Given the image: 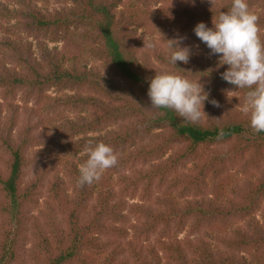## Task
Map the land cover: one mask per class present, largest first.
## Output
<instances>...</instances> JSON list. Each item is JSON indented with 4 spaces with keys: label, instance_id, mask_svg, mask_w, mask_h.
<instances>
[{
    "label": "trees",
    "instance_id": "1",
    "mask_svg": "<svg viewBox=\"0 0 264 264\" xmlns=\"http://www.w3.org/2000/svg\"><path fill=\"white\" fill-rule=\"evenodd\" d=\"M63 1L71 5L44 12L36 0H16L15 7L0 0V264L18 261L26 225L45 197L50 232L37 225L39 243L30 264H264V220L254 216L264 202V170L228 193L224 185L211 186L213 197L206 196L209 175L219 178L234 157L246 153L248 163L259 168L264 132L255 133L236 117L183 123L172 110L151 109L147 93L158 71L144 54L138 56L143 41L134 40L131 26L139 13L120 9L122 0ZM136 1L143 9L159 2ZM247 1L264 5V0ZM231 5L232 0H215L214 5L166 0L156 12L169 26H161L162 46L152 53L171 73L234 92L245 103L248 89L222 79L228 66L206 60L203 48L211 50L195 33L167 29L178 26L183 33L199 22L211 28L213 17ZM254 13L264 28V14ZM11 20L14 24H3ZM18 31L35 39L63 40L68 47L50 48L37 40V56L32 41L13 37ZM180 37V46L191 50L190 60L173 65L167 40ZM85 55L102 61L117 79L89 67ZM51 89L73 93L51 97ZM38 105L45 113L61 111L52 124L62 140L57 159L27 180L30 149L46 144L34 120ZM64 110L77 114L69 117ZM115 123L119 127L101 133ZM100 142L114 149L118 163L100 180L80 186L79 166L88 158L85 147ZM210 144L225 148L217 154L202 152ZM237 144L245 145L240 153L234 152ZM189 163L188 171H181ZM57 213L63 225L56 222ZM234 218L245 224L223 236L228 251L205 239L178 237L188 226L194 234Z\"/></svg>",
    "mask_w": 264,
    "mask_h": 264
},
{
    "label": "rangeland",
    "instance_id": "2",
    "mask_svg": "<svg viewBox=\"0 0 264 264\" xmlns=\"http://www.w3.org/2000/svg\"><path fill=\"white\" fill-rule=\"evenodd\" d=\"M6 2L10 7H15L16 6V0H2ZM189 4H194L197 1H199L202 4H205L207 2H210V0H185ZM136 2V3H135ZM166 0H159L157 4H152L150 8L143 9L141 3L137 4L136 0H122V4L120 6V9L125 10L126 12H137L140 15V18L134 21V24L131 26L136 30V37L135 39H140L143 41V46L139 50L138 56L140 57L142 54L148 59L147 63L151 65L154 68H157L158 72H170L169 68L166 66L162 65L159 60H157L153 53L152 49L150 48H143L145 46L144 44V35H148L152 38V40L155 42L156 46L160 48L162 46L161 43V26L165 25L167 26L168 23L166 21V17H158L156 9L160 6L165 4ZM211 3V2H210ZM249 8L252 12H258V13H263L264 14V5L262 3L254 2V4H250L247 1ZM37 6L44 12L46 11H54L58 9H62L63 7H67L71 5L69 2L63 1V0H36ZM3 24H14V20H11L10 22L4 21ZM169 26V25H168ZM180 27H167V29H171L172 32L174 33L175 31L180 34V35H188V34H194V28L185 30L183 33L179 30ZM174 30V31H173ZM3 34V32H0V36ZM175 34V33H174ZM191 34V35H192ZM260 38L264 37V28L260 29ZM17 40H23V41H32L33 46H34V52L39 56L40 50L38 49V44L37 40L43 41L48 47L53 48L57 47L60 50H65L67 46V42L60 40L56 42H52L51 40L41 37V39H35L33 36L28 35L25 32H16V34L13 36ZM199 46V45H198ZM71 47V46H70ZM204 51V58L206 60H209L213 66L218 67L217 62L219 61L220 57L219 55H210V52L203 48ZM83 60L88 63L89 67L92 68H97L99 69L103 75H105L108 78H113L117 79L116 77L113 76L112 72L110 70H107L103 62L100 60L92 59L89 56H84ZM204 92L208 94V100L205 101L204 104V112L206 113L203 115L201 118V121L204 123H211L212 121H218L221 118H229L230 116L236 117L238 119H242L245 122H247V126L250 124V116L248 114H245L243 112V106L245 103L242 101L238 100L236 95L233 93H228L224 91L223 89L216 90L212 86H208L204 83H201ZM64 93H73V91H63V92H57L55 89H51L47 92L48 95L51 97L54 96H60L63 95ZM215 100L219 103V107L213 105L210 101ZM29 105H33L31 102ZM39 109V115L36 116L34 120L38 121V130L37 133L41 134L43 139L45 140L46 144L39 145L36 147H33L29 151V155L31 157V162L30 165L26 169V178L31 179L33 178L36 174H38L46 162H48L51 159H57L56 157V151L58 150V146L62 140V137L59 133L55 132L53 129V124L52 122L57 120L59 121L62 113L61 111H55L52 114L45 113V111L41 108V105H38L37 107ZM66 115L69 117H74L76 116L75 112L73 111H68L64 110ZM119 127V123L115 124H110L108 126H105L102 129L101 133H107L110 130H113L115 128ZM100 132H95L92 135H98ZM250 134V133H249ZM248 135V134H247ZM250 134L249 136H251ZM235 144H231L233 146ZM244 144H237L236 150L234 152H242V148L244 147ZM225 148L224 145H214L210 144L209 147H202L201 150L202 152L206 153H219L220 151H223ZM231 153V156L233 157V153ZM236 158V160H235ZM231 163H228V169L222 173V175L214 179L211 175H209L208 179L206 182H208L210 188L206 196L208 197H213V194L211 192V186H218V185H224L227 193L230 192L233 188L234 185L240 184L242 180H244L247 177H253L256 175L255 173H259V171L264 170V161L260 162L261 165L259 168H256L254 165L251 163H248V155L245 153L244 156H237L234 157L233 159L229 160ZM235 161V162H234ZM192 164L189 163L186 168L181 169V171H188V167L191 166ZM260 174V173H259ZM258 174V176H259ZM231 194V193H230ZM46 198V197H45ZM41 199V206L38 208L34 209V217L28 222L26 225V230L23 235L22 241H21V249L18 258V261H16L14 264H19V261L22 263L30 264L31 259H32V254L37 248V244L39 243V234L37 228L39 229V226L41 229H44L46 232H50V230L47 228V225L49 226L48 220L46 219L45 215V210L47 208V203L44 202ZM131 201H139L138 198L135 200ZM261 209L255 212L254 216L256 217L257 220H259L261 223L264 220V202L260 205ZM56 222L59 223L60 225L64 224L62 215L60 213H57L55 215ZM245 224V221L243 218H234L232 221H228L225 223L222 222H217L214 226H211L210 228L204 227L202 230L195 232H191V227L185 228L182 232L178 233L179 238H185L187 236H190L192 239L200 238V239H205L207 242L211 243L212 246L219 245L221 248H224V250H227L223 244L222 238L223 236H228L229 232L232 230L234 227L242 226ZM37 225H39L37 227ZM220 240V241H219ZM236 254L239 256H250L246 252H236Z\"/></svg>",
    "mask_w": 264,
    "mask_h": 264
},
{
    "label": "clouds",
    "instance_id": "3",
    "mask_svg": "<svg viewBox=\"0 0 264 264\" xmlns=\"http://www.w3.org/2000/svg\"><path fill=\"white\" fill-rule=\"evenodd\" d=\"M214 5L215 0H210ZM194 3V0H193ZM259 17L250 10L247 0H232L230 9L213 17V27L199 22L194 33L211 50L210 55H219V64L228 69L221 73L223 80L237 89H248L243 112L250 116V127L255 133L264 132V41L260 38ZM143 48L154 49L155 42L144 35ZM184 37L167 40L170 63L187 64L189 47H181ZM151 109H169L183 118V123H197L204 112L208 94L200 82L169 72H156L150 79L147 93ZM219 107L215 100L210 101ZM87 160L79 166L80 186L91 185L100 180L102 173L118 163V155L103 142L85 147Z\"/></svg>",
    "mask_w": 264,
    "mask_h": 264
}]
</instances>
